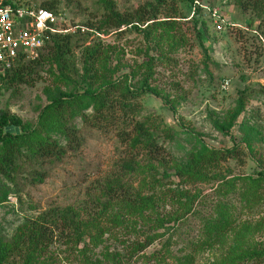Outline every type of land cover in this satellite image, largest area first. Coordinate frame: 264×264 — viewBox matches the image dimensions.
Instances as JSON below:
<instances>
[{
    "label": "rangeland",
    "instance_id": "rangeland-1",
    "mask_svg": "<svg viewBox=\"0 0 264 264\" xmlns=\"http://www.w3.org/2000/svg\"><path fill=\"white\" fill-rule=\"evenodd\" d=\"M31 1L35 5L42 2ZM58 1L57 14L65 27L89 29L72 38L73 48L67 69L72 84L56 81L59 73L56 66L54 75L50 71L51 64L43 62L38 69L40 76L32 86H21L18 94L2 92L0 108H9L26 123H35L41 110L49 103V89L82 93L85 89L82 82L84 50L94 42H100L106 51L104 57L108 65L113 69L123 68L122 75L130 74L134 66L143 64L148 59L146 51L158 60L155 61L150 85L175 102L177 113H172L165 102L145 95L138 100L143 109L139 119L157 120L163 131L170 127L178 134L170 139L159 132V144L165 151L151 158L145 153L132 151L121 142L115 130H99L91 122L77 117L72 123L80 128L82 145L77 152H69L61 161L46 165L43 183L33 185L20 180L21 193H10L0 204V237L12 244L28 232L29 224L40 215L56 209L58 212L72 209L75 214L70 220L79 225L81 221L82 228L84 222L104 215L101 221L105 222L108 232L86 252L80 244H69L67 236L72 229L66 228L58 219L59 225L52 230L51 245L47 253L39 257V264H183L179 259L186 255L192 258L190 264H221L234 257L233 251L238 254L264 244V181L257 190L247 193L248 183L243 180L247 176L258 178L264 170V8L259 10L256 0H195L193 6L183 0H165L159 18L180 22L170 36L154 42L131 26L111 33H99L95 27L91 28L90 25H99L102 14L106 12L101 0ZM109 1L126 14L146 2H156ZM196 1L200 2L199 7ZM210 9L220 11L225 21L222 31L218 30L219 21L211 17ZM194 17L199 21L197 28L203 21L207 24L209 55L197 36L192 21ZM156 34L161 35L162 32ZM46 54L47 50L43 48L36 60ZM101 70V63L95 62L93 71ZM141 80L142 74L138 73L130 82L132 86H139ZM243 91L246 92V111L238 119L231 135L224 137L212 127L209 112L214 111L221 116L232 112ZM87 113L92 114V111ZM245 133L252 137L253 152L242 143ZM200 134L211 149L227 150L239 144L236 157H229L206 170L207 177L219 172L225 175V180L183 181L175 175L176 163L191 150L199 149L196 143ZM128 159L140 163L139 171L127 180L130 190L134 194L138 191L143 195L154 194L155 211L148 209L144 219L130 218L114 225L108 221L112 210L106 213L98 202L104 199V182L118 175L122 171V163ZM161 182L164 186H160ZM177 188L191 196L199 195L195 208L184 221L170 223L155 232L152 228L156 226L159 214L167 217L178 212V199L169 191ZM226 202L231 205V219L236 229L243 224L254 228L249 235L250 244L235 248L236 235L230 233L225 241L209 248L203 244L207 236L203 231L204 219L218 204ZM153 234L157 237L151 245L135 255L131 253L134 245L147 244ZM26 253L24 248L16 250L9 264H24Z\"/></svg>",
    "mask_w": 264,
    "mask_h": 264
},
{
    "label": "trees",
    "instance_id": "trees-1",
    "mask_svg": "<svg viewBox=\"0 0 264 264\" xmlns=\"http://www.w3.org/2000/svg\"><path fill=\"white\" fill-rule=\"evenodd\" d=\"M101 1L106 12L102 14L98 26L90 25L91 28L95 27L99 33L108 31L111 33L131 26L136 31L142 32L146 38L158 42L163 36H170L176 31L180 22L175 19L161 20L159 18L163 12L165 0H156L155 3L146 2L130 14L118 11L113 1ZM183 1L192 6L195 3V0ZM30 2L32 1L30 0ZM255 4L259 10H263L262 0H256ZM37 6L57 13L59 1L42 0ZM197 11L200 13V10L197 9ZM192 21L195 23L201 45L209 55L211 48L207 46V24L203 21L201 27L197 28L199 21L196 17ZM159 31L162 32L161 35L156 34ZM73 37V35H54L44 47L47 50L46 55H41L38 60L19 59L10 69L0 72V95L4 90L18 94L21 86H32L40 76L38 69L43 62L51 64L50 71L52 73L56 66L59 72L56 81L66 85L72 84L71 78L67 75V69L69 66L68 57L72 54ZM105 53L104 46L100 42H94L93 46L85 48V74L82 76L84 91L75 93L74 91L64 92L61 88L49 89L47 91L49 103L39 113L37 122L26 123L18 115L12 113L9 108H0V204L4 203L10 193H21L20 180L29 181L33 185L41 184L46 179V165L61 161L69 152L78 151L83 138L80 128L72 123L77 117H81L84 122H91L99 130H115L123 144L130 147L132 151H137L138 154L145 153L151 158L158 157L165 151V148L159 144V132L166 138L176 137L178 133L170 127L163 131L162 124L157 120L139 119L143 109L138 100L145 95L165 102L172 113H177L175 102L169 96H165L160 89L150 85V81L154 77L155 61L158 60L146 51L145 55L148 59L140 66H134V70L130 74L122 75L123 68H111L104 57ZM95 62L101 63L102 70L100 72L93 71ZM142 69L145 71L142 72ZM138 73L142 74V80L139 86H132L130 81L136 78ZM245 93V91L242 92L243 96H240L233 111L228 113L229 115L221 116L214 111L209 112L212 127L222 136L231 135L238 119L246 111ZM90 110L92 114L87 113ZM197 138L196 144L200 146L199 149L191 150L183 160L176 163L175 175L183 181L225 180V175L219 172L207 177L206 170L229 157H236L239 144H234L227 150H216L211 149L203 142L201 134ZM251 140V135L248 136L245 133L242 143L246 145V149L253 152L254 146L253 140ZM121 168L122 171L118 175L104 182V199H99L98 202L103 205V211L106 213H109V209L112 210L108 221L114 225L122 224L125 219L139 217L144 219L146 218L145 211L148 209L152 212L155 211L156 205L154 194L143 195L139 191L134 194L130 190L127 180L139 171L140 163L135 159H128L122 163ZM243 180L248 183L247 193L253 192L264 181V170L260 172L258 178L247 176ZM159 184L164 186L162 182ZM169 191L175 194L180 208L175 216L163 217L159 214L156 226L152 228L155 232L159 228L168 227L167 225L170 223L177 224L184 221L193 212L199 197V195L191 196L189 192L181 188ZM247 201L250 200L247 199ZM115 210L116 212H113ZM231 210L229 203H220L204 219L203 231L207 235L204 245L212 248L215 244L225 241L230 233L236 235L235 248L239 249L250 244L249 235L253 233L254 228L243 224L236 229L231 219ZM72 214H75L72 209L59 212L57 209L48 211L31 222L28 232H25L19 240L13 241L12 244L0 237V264H9L10 257L14 252L23 248L27 251L24 264H39V257H43L51 245L52 230L59 225L58 219L61 223L64 222L66 228L72 229L67 236L69 244H80L83 246V250L90 251V246H96L102 236L108 232L105 222L101 221L104 215H101V218L95 217L92 221L84 222L82 228L81 221L79 225L70 220ZM88 223L90 224L87 225ZM151 236L148 238L147 244L134 245L131 253L135 255L151 245L157 235ZM233 252L235 253L234 257H229V260L222 261L221 264L264 263V244L248 248L242 253ZM191 259V256L186 255L179 261L183 264H190Z\"/></svg>",
    "mask_w": 264,
    "mask_h": 264
},
{
    "label": "built area",
    "instance_id": "built-area-1",
    "mask_svg": "<svg viewBox=\"0 0 264 264\" xmlns=\"http://www.w3.org/2000/svg\"><path fill=\"white\" fill-rule=\"evenodd\" d=\"M196 5L199 7L200 2L196 1ZM209 11L211 17L219 21L217 28L222 31L225 21L220 11ZM86 31L89 29L82 26L65 27L57 13L40 8L30 0H0V72L10 69L19 59L36 60L54 35Z\"/></svg>",
    "mask_w": 264,
    "mask_h": 264
}]
</instances>
